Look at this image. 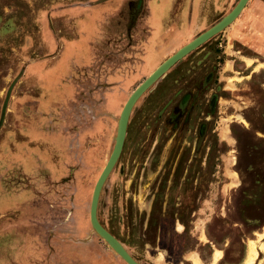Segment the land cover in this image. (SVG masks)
Masks as SVG:
<instances>
[{
  "label": "rangeland",
  "instance_id": "374dc122",
  "mask_svg": "<svg viewBox=\"0 0 264 264\" xmlns=\"http://www.w3.org/2000/svg\"><path fill=\"white\" fill-rule=\"evenodd\" d=\"M105 1L0 0V264H127L92 227L91 200L128 98L166 55L157 33L134 44L140 57L124 52L135 19ZM173 1H151L146 25H164ZM238 3L198 5L222 19ZM248 4L132 109L97 216L140 264H246L251 251L264 264V34L245 23ZM198 78L187 124L174 110ZM158 198L186 214L195 200L186 236L150 225Z\"/></svg>",
  "mask_w": 264,
  "mask_h": 264
},
{
  "label": "flooded vegetation",
  "instance_id": "af4514ba",
  "mask_svg": "<svg viewBox=\"0 0 264 264\" xmlns=\"http://www.w3.org/2000/svg\"><path fill=\"white\" fill-rule=\"evenodd\" d=\"M151 1H154V0H127L126 2H122L121 4L122 8L124 9V12L128 15V18L132 17L135 19L134 25H133L134 29L132 30L137 31L136 32L137 36L134 37L135 43L133 41L132 45H129L128 48L126 47V45L122 46V48L124 52L127 51L129 53H134V54L137 53L138 54L137 56L140 57L141 48H138L136 50L135 47H133L134 44H136V42L138 44H141V42H147L148 37H152L156 33L158 36L162 34V41H161L162 45L161 46L164 49L163 54L166 55V57L164 60H162L161 64H163L167 59H169L171 56L176 54L181 48L189 44L192 40L200 36L202 33L206 32L208 29L216 25L221 20V17L216 18L215 16H214L215 18L213 17L214 18L213 20L212 15H215L214 14L215 12H210L209 9L205 6V4H202V9L200 11L199 5H198L200 0H182V2H180L181 0H174L172 3V8L170 10L169 18L166 19V23L164 25L159 23V26L156 27V29H153L150 27V25H146L148 18L152 17L153 15V11L149 6V3H151ZM156 1L160 2V0H156ZM162 8H163V5L162 7L156 6L154 14L155 15L157 14L158 16L161 13ZM176 8H179L178 13H175ZM206 8L208 9L207 13H206ZM185 10L187 11V14L189 16V18L186 20L183 19V14ZM195 10L196 11L198 10V13H197V16L195 15V18H194ZM124 17L126 18L125 15ZM154 18L156 17L154 16ZM205 25L206 27L203 29ZM162 26H163V30L161 31ZM122 40L124 41V38H122ZM199 49H195L191 51L186 56L187 57H191V56L195 57L196 55L202 56L203 54H200V53L204 52V50L198 51ZM144 54L147 55L146 52H144ZM122 56L124 57L123 58L124 65L126 63L127 65H129L131 60H128L129 62H127L126 55H122ZM133 57H134L133 58V62H134L136 55H133ZM193 59L194 58H191V60L188 61V63L190 62L193 63L192 62L194 61ZM178 64L179 62L175 63L172 67H175ZM157 68L155 70H157ZM193 69H195V66H192V70ZM152 73H149L148 76H150ZM122 74H124V72ZM148 76H146V78ZM204 88H205V82L202 83L201 79L198 78L197 82H195L192 85V88L186 91L182 95V98L179 102L180 103L179 106L175 108L176 110H174L175 111L174 113H176L177 115L175 117L176 119H179L182 116H184V119L186 123L188 124L190 121H192V119H194L195 114L197 113L200 114L199 106L202 102L200 95H204V91H205ZM181 92L182 90L178 91V93H181ZM196 110H198V112Z\"/></svg>",
  "mask_w": 264,
  "mask_h": 264
},
{
  "label": "water",
  "instance_id": "95a60500",
  "mask_svg": "<svg viewBox=\"0 0 264 264\" xmlns=\"http://www.w3.org/2000/svg\"><path fill=\"white\" fill-rule=\"evenodd\" d=\"M249 0H239L236 7L224 18H222L216 25L208 29L206 32L202 33L200 36L192 40L189 44L181 48L176 54L167 59L163 64H161L157 70H155L150 76H148L130 95L128 98L120 119L118 136L116 138V145L110 156L105 168L103 169L101 175L99 176L96 185L93 190L91 206H90V220L94 230L104 238L117 252V254L127 263V264H140L137 262L121 245V243L99 222L97 211L99 205V199L102 192V188L105 181L109 177L111 171L113 170L118 158L124 147L127 128L129 123V118L132 109L139 98L161 77H163L167 71L177 62L181 61L187 54L195 50L197 47L211 39L213 36L217 35L229 25H231L242 13L246 7Z\"/></svg>",
  "mask_w": 264,
  "mask_h": 264
},
{
  "label": "trees",
  "instance_id": "16d2710c",
  "mask_svg": "<svg viewBox=\"0 0 264 264\" xmlns=\"http://www.w3.org/2000/svg\"><path fill=\"white\" fill-rule=\"evenodd\" d=\"M187 184H188V182H187ZM187 184H185V185H187ZM164 203H165L164 199H159V198L154 203V208H153V211L151 212V215H150V218H151L150 219V225L155 226V227L159 226L160 230H161V237L166 239L167 231H168L169 227H170V230L172 229V233L176 234L175 225H176V222H179L180 224L185 226V231L180 236H182V237L186 236L189 233L190 223L193 222V220L191 219V217H192L191 213L195 212L197 210L196 206H195V200H192L190 202L189 201L186 202V204H190V206H191V208H190L191 210H190L189 214H186L184 212L176 213L175 211H172V210L164 211L162 208ZM172 206H175L174 198L173 199L170 198L166 204V207L168 209L171 208ZM198 244L199 243L197 242V245ZM205 247H210V245H206ZM164 248L167 249L170 252V254H175V250H174L172 244H166V245H164ZM187 248H185V249H187ZM180 251H182V250H180Z\"/></svg>",
  "mask_w": 264,
  "mask_h": 264
},
{
  "label": "crops",
  "instance_id": "0c3cea01",
  "mask_svg": "<svg viewBox=\"0 0 264 264\" xmlns=\"http://www.w3.org/2000/svg\"><path fill=\"white\" fill-rule=\"evenodd\" d=\"M126 1L127 0H107V1H105V3H107V4L110 3L109 5L113 4V6L115 8H117L122 4V2H126ZM248 3H249L248 8H246L247 11L245 12V15L247 16L245 23L253 31L264 34V0H249ZM115 14L118 15V11H116ZM112 17H114L112 19H118V18H115V16H112ZM68 23H73V21L68 20ZM118 24H120V23H118ZM69 27H71V29H69V32H71L72 29H74V27H72V25H70ZM113 27H114V29L112 32L115 31L116 35L118 36L119 31H120L119 25H117L116 27L115 26H113ZM106 32L109 33L107 30H106ZM110 37L111 36H109V38ZM198 259L200 260V263L202 264V260L199 257H198ZM192 263L195 264L193 262V259H192Z\"/></svg>",
  "mask_w": 264,
  "mask_h": 264
},
{
  "label": "bare ground",
  "instance_id": "6f19581e",
  "mask_svg": "<svg viewBox=\"0 0 264 264\" xmlns=\"http://www.w3.org/2000/svg\"><path fill=\"white\" fill-rule=\"evenodd\" d=\"M254 260H255V254L252 253V251H251L249 253L248 260H247L246 264H252L254 262ZM85 262H87V260Z\"/></svg>",
  "mask_w": 264,
  "mask_h": 264
}]
</instances>
